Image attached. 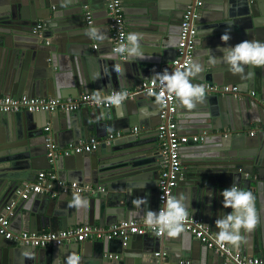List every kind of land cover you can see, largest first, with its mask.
I'll return each instance as SVG.
<instances>
[{
  "label": "water",
  "instance_id": "1",
  "mask_svg": "<svg viewBox=\"0 0 264 264\" xmlns=\"http://www.w3.org/2000/svg\"><path fill=\"white\" fill-rule=\"evenodd\" d=\"M125 1L129 33H137L138 28L155 32L152 35L143 34L148 39L146 45H152L144 50L158 56L133 61L129 54L126 59H121L114 51L92 48L90 33L95 29L85 28L83 18L86 6L89 10L93 9L94 0H0V95L67 98L101 90L104 92L100 94H105L113 89L134 87L142 80L154 77L163 63L176 58L177 41L180 40L177 34L183 15L188 4L196 0H172L169 5L166 0ZM202 1V8L212 12L197 20L203 24L198 27L200 42L194 61L200 64L201 71L194 75L193 82H248V78L228 71L221 49L244 41L247 32L242 29L250 28V37L256 32L264 38V0ZM63 13L66 17H62ZM247 16L251 19L248 23ZM40 22L45 25L37 29ZM237 24L242 38L234 39L229 32L230 39L222 41L221 35L226 30H235ZM83 26L85 30H81ZM109 29L107 27L106 31ZM73 33L79 36L76 38ZM77 39L79 45L74 42ZM97 61L101 68L99 71L92 66ZM114 65L120 66L121 72H114ZM54 68L59 71H54ZM190 99H193L190 104L194 106V113L210 112L208 128L220 130V133L213 137L205 135L197 141L191 139L182 145L183 167L175 187L177 197L183 198L187 215L202 216L218 232L215 224L217 215L212 212L213 208L217 209L214 199L221 197V192L233 184L238 186L246 182L244 190L249 192L252 186H256L253 206L256 209L259 201L263 208L257 210L256 223L251 229L242 227L241 239L232 243L231 249L235 250L236 245H240L244 254L264 256V177L262 182L253 179L256 172L264 170V142H260L263 141L261 133L255 137L248 135L253 115L264 110V105L250 95L240 98L233 94H206ZM183 104L178 102V127L190 128L189 135H203L200 122L203 118L191 115L193 112L184 115L180 108ZM162 107L161 100L154 95L137 92L133 98L123 101L119 109L84 106L76 111L61 110L57 113L0 112V119L5 124H11L13 129L11 137L4 139V133L0 137L4 139L0 142V211L21 188L17 184L28 179L27 170L30 168L36 171L46 168L49 172L59 168L63 176L70 180L87 181L103 187L104 190L84 194V199H94L93 211L86 209L82 214L79 208L75 209L85 223L110 226L119 221L143 220L147 210L158 211V180L163 161L159 132L158 138L151 144L146 143V137L133 134L109 143L103 142L92 151L60 155L55 163H51L44 126L52 118L53 129H66L69 142L77 143L103 123L109 124L112 129L124 128L127 132L133 126L148 128L155 122L159 127ZM39 136L43 144L36 150L32 140ZM28 155L41 157L43 164L38 166L33 161L35 165L25 168L27 170L21 169L22 174H14L12 171L18 168L10 161ZM61 194L73 197L75 192L62 191ZM139 197L146 198V203H134ZM223 209L225 213L232 211L231 208ZM68 222L67 216L62 214V219L52 217L48 210L35 220H26L24 228L59 230L68 226ZM179 233L187 242V254L199 248L202 252L206 249V264H231L221 250L209 247L191 232L181 230ZM168 237V232L162 235L133 234L126 244L121 238L105 237L87 243L70 242L38 248L11 241L0 233V264H64V259L70 255L80 258L78 264H167L164 254L157 255V252ZM113 245L120 247L123 254L120 259L108 253ZM57 257H60L58 261ZM170 264H174L173 260Z\"/></svg>",
  "mask_w": 264,
  "mask_h": 264
},
{
  "label": "built area",
  "instance_id": "2",
  "mask_svg": "<svg viewBox=\"0 0 264 264\" xmlns=\"http://www.w3.org/2000/svg\"><path fill=\"white\" fill-rule=\"evenodd\" d=\"M202 0H196L189 4L181 22L180 40L177 46V56L166 68L169 73L176 70L183 71L190 62L195 59L196 38L198 33L197 20L200 18ZM86 17L91 22V11L86 6ZM107 10L109 17V28L112 37L113 51L121 45L129 46L128 27L124 13L123 0H107ZM44 23L40 22L37 29H42ZM117 53V52H116ZM121 59H126L128 51L117 53ZM163 69L160 73H162ZM204 88L206 94H233L235 97H244L245 93L240 86L235 84L219 85L209 82L192 83ZM124 94V101L131 99L137 92H147L161 100V123L158 127L161 140V152L163 161L159 177V210H164L167 201L174 196V190L178 183L179 173L182 170L181 147L191 139L199 140L204 138L205 134H181L177 124V101L182 98L175 91L169 90L167 81L161 82L159 78L154 77L145 80L134 88H120ZM93 93H82L76 97H39L31 95H0V112H15V111H76L84 106L109 107L103 103L97 104L93 101ZM105 94H99L103 99ZM255 91L249 92L250 96H256ZM264 105V99L262 100ZM137 131L138 129L135 128ZM46 145L49 150L48 156L51 163H55L60 155H70L79 152L92 151L99 147L103 142H112L126 135L123 131L111 132L105 139L91 137L71 143L70 145L59 148L56 144L55 137L51 132V127H46ZM255 132L252 131L251 134ZM58 180L59 191H73L75 193L94 192L96 189L89 184H80L76 181L60 180L57 173L41 171L34 183L26 184L18 190L16 199L0 211V233L7 239L38 248L57 246L63 243L84 242L86 240H99L105 237L121 238L124 244L132 237L133 234L144 235L153 233L162 235L168 230L157 223L148 224L146 218L141 221H120L117 224L101 227L92 224H80L71 226L57 231L48 230L42 232L20 231L12 229L11 222L15 213V208L20 198L28 197L32 192L42 191L45 184H49L51 180ZM49 188L51 185L49 184ZM191 232L197 239L203 241L211 248L221 250L225 255L226 261L231 264H264V256H249L237 250H232L227 241H219L212 233L208 224L201 217L185 215L182 221V229ZM160 253L157 252V255Z\"/></svg>",
  "mask_w": 264,
  "mask_h": 264
},
{
  "label": "crops",
  "instance_id": "3",
  "mask_svg": "<svg viewBox=\"0 0 264 264\" xmlns=\"http://www.w3.org/2000/svg\"><path fill=\"white\" fill-rule=\"evenodd\" d=\"M94 1H95V3H94V6H93V9L90 10L91 11V16H92L91 17V22H89V20L87 19L86 13H85V18H83V22L86 23V25L84 24L85 28H88L87 26H89V27L95 29V31L93 33L92 32L90 33L91 38L93 40V42L91 44L92 48H96L97 47L98 49L106 51V52H113V43H112V37H111V34H110V29L108 30V32L106 31V28L107 27L109 28V17H108V10H107V1H105V0H94ZM125 2H127V1L123 0L124 13H125V17H126L127 7H126V3ZM171 3H172V0H166V4L169 5ZM188 6H189V4H188ZM228 7H231V5H228ZM236 8H239V7H236ZM240 9H241V7H240ZM211 12L212 11H209V10L206 11L205 9L201 8L200 18L202 16H204V15H208L209 13L211 14ZM64 14L65 13L62 14V17L63 16L66 17V15H64ZM262 16H264V15H262ZM60 17H61V15H60ZM247 18H248V20L246 21V23L249 22L250 16H247ZM56 23L58 24V26H60V23L58 21H56ZM126 23H127V18H126ZM201 24H203V23H198L197 22V28ZM84 26L82 27L83 29H81V30H85ZM127 27H128V24H127ZM234 29L235 30H233V31L229 30V32L232 33L233 38L237 39V37H238V38L241 39L242 38L240 36L241 34L238 31V30H241V29L238 28V24L235 26ZM242 30H245L247 32V38L245 40L257 39V40H260V41H264V38L262 37V34H257L256 32H253V34L251 35V37H252L251 38L249 36V31H251L250 28H249V30L248 29H242ZM136 32L140 34V37L138 39V45H139L140 52L142 53V56L130 55L132 58H134L132 60L133 61H136V60L138 61L140 58H143V57L158 56L157 53H152L151 54V53L146 52L144 50V49H148V47H152V45H148V46L146 45V42H147L148 39L145 38L143 36V34H148V35L151 34L152 35V34H155V32L147 31V30L146 31L139 30V28H138V30H136ZM128 34H129V30H128ZM73 35L76 38L79 36V35H77V33H73ZM51 36L53 37L52 34H51ZM98 37H101L102 39L98 38ZM177 38L178 39L180 38V32L177 34ZM178 41H177V45H178ZM74 42L77 43L78 45L80 44V41L78 39L76 41H74ZM199 42H200V38H196V49L198 47V43ZM129 46H130V43H129ZM175 56H177V47H176ZM195 58H196V55H195ZM171 62L163 63L161 65L160 69L158 70V73H160L163 69L168 68L170 66ZM92 66H93V68H97L98 71L101 70L99 61H97L96 63H93ZM129 68L131 70V67H129ZM54 71L58 72L59 69L58 68H54ZM248 71H254V73H255L254 77H251V78L246 77V78H248V82H231V83L228 82V83H223V82L216 81V82H212V83L219 84V85H225V84L238 85V86H240L242 91L245 93L244 97H246V98L249 97V92L255 91V93H256L255 95L256 96H254V97L256 99H258L260 101V103H262V100L264 99V67H251V66L248 67V66H246L245 75L247 74ZM154 77H152V78H154ZM193 78H194V76H190L189 77L191 83H204V81L203 82H193L194 81ZM145 80H149V79H144L140 83H142ZM139 84H137L136 86H138ZM136 86H134V87H136ZM134 87H125V88H134ZM83 93H91V92H83ZM27 95H29V94H27ZM31 96H33V95H31ZM39 97H41V96H39ZM195 98H200V97H195ZM191 100H193V99H191ZM178 102L179 103H184V99H179V101H177V109H178ZM180 108H182V111H183L182 113L184 115H187V114H189V113L191 114L193 112L192 109L194 108V106L191 105V104L184 103L182 105V107H180ZM60 111L61 110H57V111H54V112L57 113V112H60ZM209 113H210L209 111L204 110V111L197 112V113L193 112L191 115H198V117L203 118V120L200 121V122H202L201 131L205 135H210V136L213 137V135H217V133H220V130L213 131V130H210L208 128L209 124H210V122H209V118H210L209 115L210 114ZM177 115H178V111H177ZM253 116L254 117L251 120L253 122V124H252V127L248 131V135L251 136V137H255L257 135H260V133H261V136H262L261 138H262L263 141H260V142L262 143V142H264V110H261L260 112L259 111L256 112ZM160 118H161V114H160ZM146 121L150 123L149 120L146 119ZM53 122H54V120H52V118H49L47 123L44 126V131H45V133L47 132L46 131V127L47 126L51 127V132L53 133V135L55 137L57 146L59 148H64V147L70 145L71 143H74V142H69L70 138H69V136L67 134L68 131L66 129L59 128L58 130H54L53 129ZM155 123H154L155 125L153 124V126H149L148 128L145 127V126L144 127L133 126V127H131L130 132H127V130L124 129V128L112 129V126H109V124L103 123L100 126H98L99 128L93 130V132H91V134L89 136L84 137V138L80 139L79 141H82V140H85V139H89L91 137H97L99 139H105L107 137V135L109 133H111V132L123 131L125 133L127 132L124 137H126L128 135L131 136L133 134H136V135H139V136H142V137H146V143L151 144L152 141H155L158 138V134H157L159 132V130H158V122H155ZM177 124L179 126L178 117H177ZM220 124L222 125V123H220ZM135 128H137L138 130L136 131ZM178 130H179V132L181 134H189L190 133V128L182 129V128L178 127ZM12 131H13V129H12L11 124H5L2 121V119H0V137L2 136L3 133H4V139L6 137H8V136L11 137L12 136ZM228 131L230 132L231 128H229ZM252 131H254L255 133L251 134ZM198 134H200V133H198ZM124 137H122V138H124ZM122 138H120V139H122ZM4 139L0 138V142H2ZM32 141L34 142L33 146L35 147L36 150L40 149V145L43 144V139H42L41 136H39L38 138H34ZM160 143H161V140H160ZM38 144H39V146H37ZM190 156H191V154H190ZM181 157H182V154H181ZM16 160L18 162H16ZM40 160H42V158L38 157V156H33V157H31L30 155H28V157H20V156H18L16 158L12 159V161H10L11 165L13 163H15V166L18 168V170L12 171V172H14V174H22L20 172V170L28 168V167L30 168L33 165H35V163H33V161L34 162L36 161V164L38 166H41V164H43V162L40 161ZM45 163L48 164L46 160H45ZM54 168H56L55 165H54ZM25 170H27V169H25ZM45 170L48 171L46 168H41L39 171L38 170L36 171L35 169L30 168L29 170H27V172H28L27 173V178L28 179L27 180H23L22 182H19L17 185L21 186V188H22V186H25L26 184L30 185L31 183H34L37 180V178H38V174L41 171H45ZM55 173H57V175H58L60 180H64V181H68V182L76 181V182H79L80 184H84V185L89 184V185L94 186L96 191L104 190L103 187L95 186V185H93V184H91L90 182H87V181L86 182H81V181H79L77 179L70 180V179L66 178L65 176H63V174L61 173L59 168H57L55 170ZM64 173H66V170H64ZM263 177H264V170H262V172L259 171V173L256 172L254 174L253 179H255V182H259V181L262 182ZM158 182H159V180H158ZM49 184L51 185L50 188L48 187ZM49 184H45L44 185V189L42 191L32 192L28 197L19 199V202H18V204H17V206L15 208L14 216L11 219L12 220L11 226H12L13 230H15L17 232H20V231L42 232V231L51 230L50 228H42V231L41 230L39 231L37 228H35V229L32 228V230L30 228H28V229L24 228L25 227L24 224L26 223V220H30L31 218H33L35 220L36 218L40 217L41 215H45V212L48 211V210H50V213L52 214V217H56V218H61L62 219V214L64 216H67V221L69 220V222H68L69 225L66 226L65 228H68V227H71V226H75V225H80V224H89V223H85L83 218H80L81 217L80 213L77 212V210H75V209L79 208V210L81 211L82 214H83V212L86 209L90 210V211L94 210V208H93L94 207V203L92 202L94 199H92V200L91 199H89V200L84 199V196H86L84 194L89 193V192H86V193H75V194L72 195L73 197H67V195H62L61 194L62 191H59V189H58L59 188L58 180H51L49 182ZM246 186H247V183L244 182L243 184H240L237 187L242 189V190H244L245 189L244 187H246ZM176 187H177V185H176ZM256 189H257L256 186H252L251 190H250V192L252 193V197H253V204L255 203V200H256V198H255L256 194H257V192H256L257 190ZM18 190H17V193L14 194V197L11 200H14V199L18 198L17 197ZM96 191H94V192H96ZM90 193H93V192L91 191ZM175 194L177 196V191L174 190V195ZM77 197L80 199V204L79 205H77L75 203V198H77ZM84 200H86V201H84ZM214 200H215L214 205L217 206V209L213 208L212 212H213V214L217 215V217L215 216L216 219H217V218H219V216H222V215L226 214L224 212V209H223L224 208L223 203H222L223 196L216 197V199H214ZM10 201L8 203H10ZM86 202H87V206L85 205ZM89 204L91 205L90 209H89ZM261 208H263V206L258 201L257 208L255 209V213L257 212V210H260ZM189 215L197 216L195 214H189ZM198 217H201L202 220L206 224L209 225L212 233L214 234V236L217 237V232L214 231L212 224L209 221L205 220V218H203L202 216H198ZM134 220L135 221H141V220H138V219H134ZM95 225H98V226H101V227H108V226H102L99 223H96ZM65 228H61V229H65ZM241 230H242V228L240 229V232H241ZM54 231H57V230H54ZM92 241L93 240H86L84 242L87 243V242H92ZM227 243L229 244L230 248L233 249V247L231 245L232 243H230V242H227ZM186 245H187V242L184 239V235H181L180 233L179 234L177 233L175 235H169L168 240L162 245V247L160 248L158 253H162V255L164 254V259L166 260L167 264H170V260H173L174 264H206V260H207V258H206L207 257V250L206 249H204V251L202 252V251H200V248H199V250H197V251L195 250L194 252H192V254H190V251H189V254H187L188 250L185 247ZM236 246L238 248L236 247L234 249L237 250V251H240L241 253H243L242 250L239 247L240 245H236ZM253 247H254V245H252V247H251L252 250H253ZM108 253H111L110 255L113 254L116 258L118 257L119 259L123 255V254H121L120 247L117 246V245H113L112 248H111V252H108ZM190 255H192V256H190ZM246 255L259 256V255H254V254H246ZM211 263L214 264L213 262H211Z\"/></svg>",
  "mask_w": 264,
  "mask_h": 264
},
{
  "label": "clouds",
  "instance_id": "4",
  "mask_svg": "<svg viewBox=\"0 0 264 264\" xmlns=\"http://www.w3.org/2000/svg\"><path fill=\"white\" fill-rule=\"evenodd\" d=\"M139 33L130 32L128 34V41L130 46L121 45L115 51L123 53L128 51L129 55L142 56L140 52L138 39ZM101 38V37H98ZM102 39V38H101ZM230 39V33L226 30L221 35V40L227 42ZM223 61L228 65V71L232 74H240L241 78H251L255 76L254 71H248L245 75L246 66L251 67H264V41L257 39L244 40L240 43L221 49ZM215 60V58H213ZM114 72H121L118 65H114ZM201 71V66L198 62H190L189 65L183 70H176L169 73L165 69L162 73H157L154 76L159 78L161 82L167 81V87L171 91L184 98V103L190 104L191 97H203L204 88L199 85L191 83L189 77L194 76ZM104 91L93 92V101L97 104L103 103L109 107L119 109L124 101V94L119 90H110L104 95L103 99L100 98V93ZM221 195L223 196V206L231 208L232 211L228 212L216 219L215 224L219 229L217 238L219 241H227L235 244L241 239L240 229H251L256 223V213L253 206L252 193L242 190L233 184L229 188H225ZM75 203L80 204V199L75 198ZM136 204L146 203V198L139 197L134 201ZM186 215V205L183 198L172 196L167 201L164 210L146 211V222L148 224L157 223L164 226L168 230L169 235H175L182 229V221ZM60 257H57V261ZM78 256L70 255L64 259V264H78Z\"/></svg>",
  "mask_w": 264,
  "mask_h": 264
}]
</instances>
